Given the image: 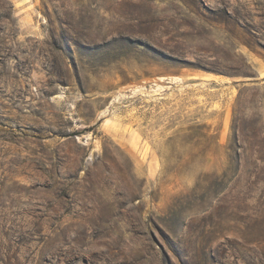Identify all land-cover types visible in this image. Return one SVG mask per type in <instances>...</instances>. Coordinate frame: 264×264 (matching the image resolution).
Masks as SVG:
<instances>
[{"label":"rangeland","instance_id":"obj_1","mask_svg":"<svg viewBox=\"0 0 264 264\" xmlns=\"http://www.w3.org/2000/svg\"><path fill=\"white\" fill-rule=\"evenodd\" d=\"M0 264H264V0H0Z\"/></svg>","mask_w":264,"mask_h":264},{"label":"crops","instance_id":"obj_2","mask_svg":"<svg viewBox=\"0 0 264 264\" xmlns=\"http://www.w3.org/2000/svg\"><path fill=\"white\" fill-rule=\"evenodd\" d=\"M202 79H207V80H212V79H209V78H206V77H201ZM220 82L221 84L225 85L227 84V82L225 81H218ZM219 83V84H220ZM238 87L239 85L236 83V82H231L229 83V86H224V90L226 91V99H227V103H229L228 101H233V99L236 97L237 93H238Z\"/></svg>","mask_w":264,"mask_h":264},{"label":"trees","instance_id":"obj_3","mask_svg":"<svg viewBox=\"0 0 264 264\" xmlns=\"http://www.w3.org/2000/svg\"><path fill=\"white\" fill-rule=\"evenodd\" d=\"M230 162L232 163H239L240 162V156L239 155H231L229 156Z\"/></svg>","mask_w":264,"mask_h":264}]
</instances>
